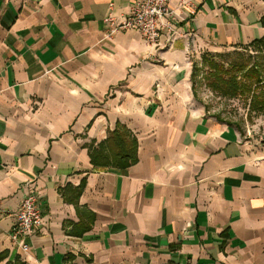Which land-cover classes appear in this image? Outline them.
Returning <instances> with one entry per match:
<instances>
[{"label":"crops","instance_id":"obj_1","mask_svg":"<svg viewBox=\"0 0 264 264\" xmlns=\"http://www.w3.org/2000/svg\"><path fill=\"white\" fill-rule=\"evenodd\" d=\"M135 1L0 0V264H264V134L207 116L190 82L199 50L264 37V0H171L158 47L106 35ZM116 130L124 168L103 162ZM28 189L43 223L23 252Z\"/></svg>","mask_w":264,"mask_h":264},{"label":"rangeland","instance_id":"obj_2","mask_svg":"<svg viewBox=\"0 0 264 264\" xmlns=\"http://www.w3.org/2000/svg\"><path fill=\"white\" fill-rule=\"evenodd\" d=\"M190 82L193 98L202 106L203 112L216 121L229 124L244 132L248 136L264 134V110L260 111L253 106V97L260 94L264 97L262 89H258L244 78V72L239 73L232 69L234 65L248 64L257 67L264 78V42L247 47L224 48L220 51L201 49L191 59ZM211 65L222 66L234 70V77L248 86L249 91L236 94L224 92L212 86L213 78L209 75ZM250 71V70H249ZM192 73L193 81H192ZM252 91L255 95L252 96ZM252 134V135H251Z\"/></svg>","mask_w":264,"mask_h":264},{"label":"built area","instance_id":"obj_3","mask_svg":"<svg viewBox=\"0 0 264 264\" xmlns=\"http://www.w3.org/2000/svg\"><path fill=\"white\" fill-rule=\"evenodd\" d=\"M175 20L171 0H136L125 17L114 18L109 15L104 21L109 26L106 33L108 37L120 30L131 31L137 33L146 45L158 47L161 37L173 40L176 33ZM25 187L29 188L30 182ZM38 204L35 191L28 189L24 191L19 208L14 214L10 239L23 252L28 251V245L23 239L32 236L43 223Z\"/></svg>","mask_w":264,"mask_h":264},{"label":"trees","instance_id":"obj_4","mask_svg":"<svg viewBox=\"0 0 264 264\" xmlns=\"http://www.w3.org/2000/svg\"><path fill=\"white\" fill-rule=\"evenodd\" d=\"M264 24V20H263ZM264 37L260 39H256L251 43H248L249 46L263 43ZM248 45L242 46L247 47ZM232 69H235L237 72L242 73L244 72V78L247 79L249 82H252L255 88L262 89V92L264 93V78L261 75V72L257 69V67H249L248 70V64H241V65H234ZM234 70L226 69L222 66L217 65H211L209 75L213 78L212 86L216 89H220L224 92H230L233 94H236L237 92L244 93V90L249 91L248 86L241 81H238L236 77H234ZM194 74L192 73V81H193ZM255 95V92L252 91V96ZM253 106L257 107L256 109H259L260 111L264 110V97H260V94H257L253 97ZM112 137L109 138L110 141L118 140L119 143V150L116 151L117 153L115 155L111 156V160L109 162L103 161L106 165H115L120 168H124L129 166L130 164L134 163L136 156H135V150H136V143L134 140L128 141L125 139V133L121 131H114L111 134ZM97 157H101L98 153L93 155H90L91 163L94 166H98L99 162ZM101 159V158H100ZM100 161V160H99ZM107 162V163H106Z\"/></svg>","mask_w":264,"mask_h":264}]
</instances>
